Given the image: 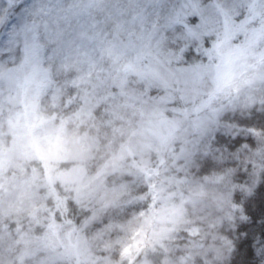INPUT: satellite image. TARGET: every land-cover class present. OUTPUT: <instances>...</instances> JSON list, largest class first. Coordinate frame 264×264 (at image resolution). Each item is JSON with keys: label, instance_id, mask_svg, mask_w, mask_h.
<instances>
[{"label": "snow or ice", "instance_id": "6c2138e0", "mask_svg": "<svg viewBox=\"0 0 264 264\" xmlns=\"http://www.w3.org/2000/svg\"><path fill=\"white\" fill-rule=\"evenodd\" d=\"M0 264H264V0H0Z\"/></svg>", "mask_w": 264, "mask_h": 264}]
</instances>
